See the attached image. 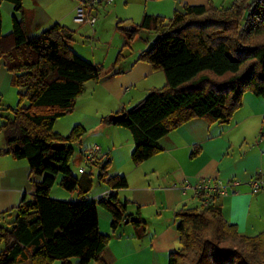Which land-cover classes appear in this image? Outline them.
Listing matches in <instances>:
<instances>
[{"label": "trees", "instance_id": "obj_1", "mask_svg": "<svg viewBox=\"0 0 264 264\" xmlns=\"http://www.w3.org/2000/svg\"><path fill=\"white\" fill-rule=\"evenodd\" d=\"M2 1L23 13V0ZM2 29L0 9V60L13 76L12 85L21 90L13 115L0 125V141L2 135L5 144L0 157L27 160L32 176L42 181L34 182L31 198L23 197L18 207L0 214V264H71L72 259L103 264L112 234L132 217L127 215L129 202H121L117 195L128 188V181L109 175L110 159H98L97 183L107 185L113 194L98 204L89 201L97 184L93 172L77 177L71 170L72 146L86 131L76 126L63 137L55 132V124L74 112L88 83L128 72L116 68L122 52L106 71L72 49L75 32L66 26L55 24L37 37L16 19L10 34L4 36ZM119 29L124 47L143 32L156 34L153 46L137 61L151 64L166 78L163 88L122 112L125 119L117 124L103 120L129 130L135 166L159 154V142L186 123L203 119L229 124L247 92L264 99V0H235L222 9L212 3L185 6L171 19L145 15L140 23ZM26 100L28 107L23 106ZM59 143L64 149L53 150ZM60 175V187L78 191V202L51 198ZM98 206L113 216L111 235L100 233ZM175 216L180 248L171 253L169 264H264V232L241 235L225 220L220 206L184 207Z\"/></svg>", "mask_w": 264, "mask_h": 264}, {"label": "crops", "instance_id": "obj_2", "mask_svg": "<svg viewBox=\"0 0 264 264\" xmlns=\"http://www.w3.org/2000/svg\"><path fill=\"white\" fill-rule=\"evenodd\" d=\"M122 1L133 6L128 18L131 25L141 22L145 15L161 14L163 9L175 13L182 12L185 6L216 4L213 0ZM142 3H145V10L141 8ZM78 6L79 0H23V13H18L13 4L0 0L1 12L5 9L12 17L10 30L16 19L26 24L32 37L40 36L55 24L74 30ZM7 21L3 17V26L8 29ZM143 33L146 45L125 56L121 63L119 70L128 72L88 83L74 112L55 124L56 133L63 137L69 136L73 126H81L86 137L96 136L97 145L92 148H100L101 158L111 160L109 175L125 177L128 181V188L118 191L117 195L121 202H129L127 215L137 216L141 223H124L112 234L113 216L98 206L100 233L112 234L103 264H169L171 253L180 248L179 219L174 214L184 207L201 206L196 187L203 180L236 182L237 185L228 187L224 195L216 197L214 204L221 207L225 220L236 225L241 235L252 237L264 232V189L254 194L251 187L264 171L263 98L247 92L243 106L229 124H211L203 119L186 123L159 142V154L139 166L132 162L135 144L129 130L103 123L111 115L134 108L151 91L166 85L162 71L155 70L147 62L137 61L157 38L152 33ZM71 47L80 54L76 41ZM12 78L5 62L0 60V117L4 122L5 117L13 115L12 111L3 113L12 109L7 99L12 91ZM41 181L42 177L32 176L27 160L1 156L0 214L18 207L23 197L31 198L34 182ZM97 186L96 189L94 186L95 195L90 196L89 201H99L111 192L107 185L99 183ZM60 196L54 197L51 192L54 199L79 201L78 191Z\"/></svg>", "mask_w": 264, "mask_h": 264}, {"label": "rangeland", "instance_id": "obj_3", "mask_svg": "<svg viewBox=\"0 0 264 264\" xmlns=\"http://www.w3.org/2000/svg\"><path fill=\"white\" fill-rule=\"evenodd\" d=\"M213 1L216 2V4L214 5L217 8L222 9V8L230 7L233 1L235 0H213ZM79 4H80V0H79ZM128 4L130 3L122 1V0H113L110 3L107 0H102V4L98 5L96 10L94 11V16L97 18V23L94 27H91L87 24L85 25L78 24L75 21L77 9L75 10L74 22L77 24L78 27L76 26L73 31L75 32L74 41H76L78 45L76 49L80 50L79 52L80 54L78 55L82 56L83 58L91 62L93 61V63H96L98 66L103 67L106 71H109L113 66L116 65L120 52H122V55L125 58V56H129L131 52L133 51L137 52L139 48L146 45L144 41L145 33H141L138 36H136L133 42L129 43L128 47H124L125 37H124L123 31L119 29V26L122 28H129L131 25L128 18H129V15H132L131 9L133 8V6L128 5ZM142 4H143V7L141 8L142 10H145L146 9L145 3H142ZM160 13L161 14H148V15L162 16L167 19H171L174 15L173 12H170V11L167 12L166 9L161 10ZM7 15L8 13L6 12V10L2 9V17H4L5 19H8L7 22L10 26L12 17L9 14L7 18ZM10 29H11V26L8 29L3 26V29H2L3 35L7 36L8 34H10L11 33ZM152 36L156 37V34L152 33ZM130 47L131 49H129ZM124 58L121 60V63L124 61ZM116 68L120 69L121 64ZM20 91H21L20 89L12 85V91L7 98L8 100H10V102H8L10 104L8 105H12V109L16 108L20 102V96H19ZM23 106L28 107L29 102L27 100L24 101ZM7 111L10 112L11 109H7L6 111H3V113H6ZM3 123H4L3 118L0 117V125H2ZM73 129H74V126L72 130ZM86 135L87 134L84 135V137L79 141V143H76L72 146L74 148L75 155L71 162V170L73 173H76L78 176H81L78 174V169L80 167H84V168L87 167L86 170L93 172L95 182L97 183L98 182L97 181L98 166L94 165V166L88 167L84 162V155L94 145H97L98 138L94 135H89L87 137ZM0 148H5L4 137L2 135H1V141H0ZM100 158L101 156H99V159ZM61 179H62V176L61 175L58 176L57 184L52 189V194L54 197H61L60 196L61 193L67 196L70 195V192L60 187L59 184H60ZM97 184H95L96 186L95 189L99 187L97 186ZM94 195H95V192L93 191V193L90 196L92 197ZM55 200L64 201L62 200V198H58ZM175 214H174V217L176 218ZM5 225L8 226L7 224ZM70 262L71 264H78L77 259H72ZM53 264H63V262L56 261Z\"/></svg>", "mask_w": 264, "mask_h": 264}, {"label": "built area", "instance_id": "obj_4", "mask_svg": "<svg viewBox=\"0 0 264 264\" xmlns=\"http://www.w3.org/2000/svg\"><path fill=\"white\" fill-rule=\"evenodd\" d=\"M109 3L113 0H107ZM102 4V0H80V4L76 10L75 21L78 24L89 25L94 27L97 23V18L94 16V11L97 6ZM100 148L94 147L91 150L87 151L84 155V162L89 166H94L97 160L99 159ZM87 167H81L78 170L79 175H83L87 170ZM237 185L236 182L225 183L221 180H203L197 187L196 192L201 200V205L204 208L210 207L214 204L215 198L226 193V189L230 186ZM252 191L254 194L259 193L264 189V171L252 182L251 184ZM113 194V191L101 198V200L110 197ZM101 200H95L93 202L99 203Z\"/></svg>", "mask_w": 264, "mask_h": 264}, {"label": "water", "instance_id": "obj_5", "mask_svg": "<svg viewBox=\"0 0 264 264\" xmlns=\"http://www.w3.org/2000/svg\"><path fill=\"white\" fill-rule=\"evenodd\" d=\"M125 117H126V114H120V115L115 114V115H111L109 117V121L112 122L113 124H117L121 120L125 119ZM64 147H65L64 144H60L59 143V144L53 145L52 148L55 151H59V150H63ZM138 222H139L138 217L137 216H133V217H131V218H129V219L126 220L125 225H128L130 223H135L136 224Z\"/></svg>", "mask_w": 264, "mask_h": 264}]
</instances>
